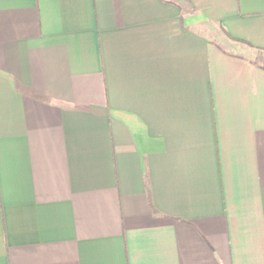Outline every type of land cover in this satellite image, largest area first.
<instances>
[{"label":"crops","instance_id":"1","mask_svg":"<svg viewBox=\"0 0 264 264\" xmlns=\"http://www.w3.org/2000/svg\"><path fill=\"white\" fill-rule=\"evenodd\" d=\"M0 264H264V0H0Z\"/></svg>","mask_w":264,"mask_h":264}]
</instances>
